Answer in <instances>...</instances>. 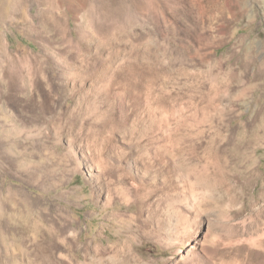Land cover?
Listing matches in <instances>:
<instances>
[{
	"label": "rangeland",
	"instance_id": "rangeland-1",
	"mask_svg": "<svg viewBox=\"0 0 264 264\" xmlns=\"http://www.w3.org/2000/svg\"><path fill=\"white\" fill-rule=\"evenodd\" d=\"M21 238L264 264V0H0V264Z\"/></svg>",
	"mask_w": 264,
	"mask_h": 264
},
{
	"label": "bare ground",
	"instance_id": "bare-ground-1",
	"mask_svg": "<svg viewBox=\"0 0 264 264\" xmlns=\"http://www.w3.org/2000/svg\"><path fill=\"white\" fill-rule=\"evenodd\" d=\"M15 242H17V243L13 242L12 244H8V246H9V248L11 246H17V248H18V246L20 247V248H18L19 250H16L17 252H19L20 261L24 262V264H38V260L40 257V251L39 250H40V246H41V241L37 240L33 244V247L32 246L27 247L26 246L27 242L23 238L15 241ZM42 242H43V240H42ZM44 243H45V240H44ZM2 244H4V241H1V239H0V245L2 246ZM12 264H16V262L13 261ZM20 264H22V263H20Z\"/></svg>",
	"mask_w": 264,
	"mask_h": 264
}]
</instances>
